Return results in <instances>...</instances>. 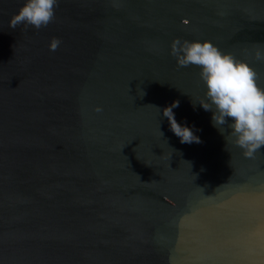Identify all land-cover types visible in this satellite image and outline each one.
<instances>
[{
	"label": "water",
	"instance_id": "1",
	"mask_svg": "<svg viewBox=\"0 0 264 264\" xmlns=\"http://www.w3.org/2000/svg\"><path fill=\"white\" fill-rule=\"evenodd\" d=\"M24 3L0 0V264H264V147L227 143L170 55L209 41L264 89V0H59L13 30Z\"/></svg>",
	"mask_w": 264,
	"mask_h": 264
},
{
	"label": "clouds",
	"instance_id": "2",
	"mask_svg": "<svg viewBox=\"0 0 264 264\" xmlns=\"http://www.w3.org/2000/svg\"><path fill=\"white\" fill-rule=\"evenodd\" d=\"M58 7L59 0H25L18 13L10 19L9 28L15 30L23 26L25 30L32 27L37 31L46 28L54 21ZM60 44L59 39L53 38L49 50L56 51ZM170 47V55L178 67L195 65L200 68L199 78L206 92L199 104L205 111L213 113V126L221 135L227 126L230 133L225 138L226 142L240 148L245 158H255L264 147V89L257 85L258 76L254 69L231 54H223L209 41H182L177 38ZM254 59L264 63V45H257ZM177 107L179 101L163 109V117L167 118L170 130L181 143H201L191 128L177 123L173 112ZM102 110L96 108L97 112Z\"/></svg>",
	"mask_w": 264,
	"mask_h": 264
}]
</instances>
